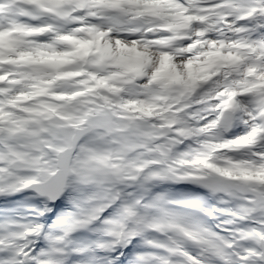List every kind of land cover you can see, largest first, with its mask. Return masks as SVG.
Here are the masks:
<instances>
[{
  "label": "snow or ice",
  "instance_id": "obj_1",
  "mask_svg": "<svg viewBox=\"0 0 264 264\" xmlns=\"http://www.w3.org/2000/svg\"><path fill=\"white\" fill-rule=\"evenodd\" d=\"M0 264H264V0H0Z\"/></svg>",
  "mask_w": 264,
  "mask_h": 264
}]
</instances>
